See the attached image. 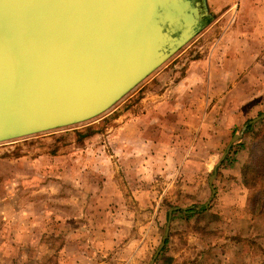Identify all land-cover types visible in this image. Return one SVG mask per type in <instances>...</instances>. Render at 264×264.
Returning <instances> with one entry per match:
<instances>
[{"label": "rangeland", "instance_id": "rangeland-1", "mask_svg": "<svg viewBox=\"0 0 264 264\" xmlns=\"http://www.w3.org/2000/svg\"><path fill=\"white\" fill-rule=\"evenodd\" d=\"M204 4L202 29L108 111L0 144V264H149L174 207L186 211H171L167 240L153 264H264V204L256 203L253 224L245 220L250 207H216L213 199L204 206L213 162L187 164L182 180L172 161L164 178L147 185L117 178L104 194L97 191L101 181L85 176L91 174L85 173V151L97 152L121 123L116 111L136 107L151 77L167 70L177 77L208 51L244 53L247 102L233 134L264 113V0ZM199 171L200 180H193Z\"/></svg>", "mask_w": 264, "mask_h": 264}, {"label": "water", "instance_id": "water-1", "mask_svg": "<svg viewBox=\"0 0 264 264\" xmlns=\"http://www.w3.org/2000/svg\"><path fill=\"white\" fill-rule=\"evenodd\" d=\"M205 0H0V144L86 123L203 27ZM235 134L213 167L214 179ZM161 243L149 264L164 246Z\"/></svg>", "mask_w": 264, "mask_h": 264}, {"label": "crops", "instance_id": "crops-1", "mask_svg": "<svg viewBox=\"0 0 264 264\" xmlns=\"http://www.w3.org/2000/svg\"><path fill=\"white\" fill-rule=\"evenodd\" d=\"M243 55V51L212 50L189 61L177 77L170 76L172 70L151 77L136 107L125 114L122 108L116 111L123 114L122 121L114 125L97 152L85 151V173L91 170L85 176L101 181L99 194H104L106 184L117 178L146 185L155 177L164 178L172 161L178 163L177 174L182 180L187 164L213 162V170L244 114L247 99L241 89L246 81ZM244 133L217 167L212 198L216 207H249L252 191L243 185L240 175L247 148L234 155V144L240 143ZM222 147L217 157V149ZM231 158L235 161L229 166ZM197 175L192 174L193 180H200V171ZM257 194L258 206L263 207L264 188ZM253 217L245 220L253 224Z\"/></svg>", "mask_w": 264, "mask_h": 264}, {"label": "trees", "instance_id": "trees-1", "mask_svg": "<svg viewBox=\"0 0 264 264\" xmlns=\"http://www.w3.org/2000/svg\"><path fill=\"white\" fill-rule=\"evenodd\" d=\"M243 139L238 147L240 150L247 148V158L241 166L240 175L243 185L252 190L249 207L251 215L254 216L258 211L256 210L257 193L264 188V120L249 128L244 133Z\"/></svg>", "mask_w": 264, "mask_h": 264}]
</instances>
